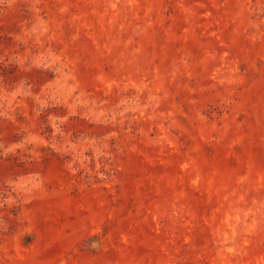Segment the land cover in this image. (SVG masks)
Wrapping results in <instances>:
<instances>
[{
	"label": "rangeland",
	"instance_id": "obj_1",
	"mask_svg": "<svg viewBox=\"0 0 264 264\" xmlns=\"http://www.w3.org/2000/svg\"><path fill=\"white\" fill-rule=\"evenodd\" d=\"M0 264H264V0H0Z\"/></svg>",
	"mask_w": 264,
	"mask_h": 264
}]
</instances>
